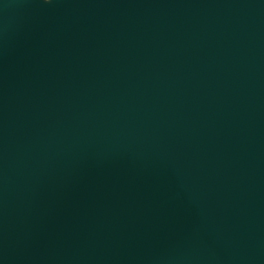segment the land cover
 <instances>
[{"label": "water", "instance_id": "water-1", "mask_svg": "<svg viewBox=\"0 0 264 264\" xmlns=\"http://www.w3.org/2000/svg\"><path fill=\"white\" fill-rule=\"evenodd\" d=\"M0 264H264V0H0Z\"/></svg>", "mask_w": 264, "mask_h": 264}]
</instances>
